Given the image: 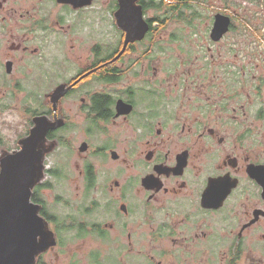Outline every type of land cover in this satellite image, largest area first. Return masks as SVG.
Returning <instances> with one entry per match:
<instances>
[{
  "label": "flooded vegetation",
  "instance_id": "flooded-vegetation-1",
  "mask_svg": "<svg viewBox=\"0 0 264 264\" xmlns=\"http://www.w3.org/2000/svg\"><path fill=\"white\" fill-rule=\"evenodd\" d=\"M131 4L137 38L120 0H0V112L26 101L0 159L39 118L57 124L32 196L56 244L35 264L73 243L91 247L68 264H264V55L225 45L234 18L215 8L208 25L209 0Z\"/></svg>",
  "mask_w": 264,
  "mask_h": 264
},
{
  "label": "water",
  "instance_id": "water-1",
  "mask_svg": "<svg viewBox=\"0 0 264 264\" xmlns=\"http://www.w3.org/2000/svg\"><path fill=\"white\" fill-rule=\"evenodd\" d=\"M116 13L122 25L135 29L134 38L147 29L141 9L133 8L131 0H120ZM231 18L219 15L213 36L219 38L228 31ZM57 91V90H56ZM59 97L58 91L53 98ZM56 123L36 120L32 134L20 140L18 151L9 152L0 159V264H35L37 255L56 244L46 219L40 214L41 206L32 200L33 189L43 174L44 141L49 128Z\"/></svg>",
  "mask_w": 264,
  "mask_h": 264
},
{
  "label": "rangeland",
  "instance_id": "rangeland-1",
  "mask_svg": "<svg viewBox=\"0 0 264 264\" xmlns=\"http://www.w3.org/2000/svg\"><path fill=\"white\" fill-rule=\"evenodd\" d=\"M209 4L210 10L208 11L207 17L208 25L210 14L213 10H215V8H219L220 11L226 14H230L234 18L236 32L231 31L229 33L228 41L225 45L239 43L250 49H257L256 52L258 55H264V48H262V46H258V42L255 41L254 36L252 34L248 42H240V37L238 35L241 32V29H248V27L243 24L244 20L246 19L247 21H249V24L252 26V28L264 27V6L257 5L252 0H209ZM199 30L201 32L202 28H199ZM243 33L248 36V33L251 32L245 31ZM22 105L25 106L26 101L22 104L21 100H17V110L14 114L7 110H3L0 112V143L2 147H9L12 145V141L10 139L14 134L16 135L17 144L18 139L24 133L25 127L22 125L23 114L20 108L22 107ZM74 142L76 143V140H74ZM66 172L68 174V178L66 180H70V177L78 174V168L76 167V164L73 162V169H66ZM42 177L43 175L40 178ZM80 185H82V182L79 183L78 180L76 182L71 181L70 183L68 181V187L70 188V190H68V192L70 193V195L68 196V204L72 203V195L78 192V187ZM83 192L84 190H82V195L80 197H83ZM93 198L94 196L90 191L89 201H91V199ZM66 210L69 209L67 208ZM89 247H91V244L73 243L68 246V248H65V252L59 255L52 253L50 255L51 260L49 256H47V259L52 263L56 264H68L71 262V255L73 253H78V257L86 259V254L84 253V251H87ZM73 257L74 258L71 263H73L74 261L81 262V260L78 259L76 255H73Z\"/></svg>",
  "mask_w": 264,
  "mask_h": 264
},
{
  "label": "trees",
  "instance_id": "trees-1",
  "mask_svg": "<svg viewBox=\"0 0 264 264\" xmlns=\"http://www.w3.org/2000/svg\"><path fill=\"white\" fill-rule=\"evenodd\" d=\"M255 4L264 6V0H252ZM33 198V197H32ZM36 198V197H35ZM37 200V199H36Z\"/></svg>",
  "mask_w": 264,
  "mask_h": 264
},
{
  "label": "bare ground",
  "instance_id": "bare-ground-1",
  "mask_svg": "<svg viewBox=\"0 0 264 264\" xmlns=\"http://www.w3.org/2000/svg\"><path fill=\"white\" fill-rule=\"evenodd\" d=\"M58 90H59V89H58ZM58 90H57V91H58ZM57 91H56V92H57Z\"/></svg>",
  "mask_w": 264,
  "mask_h": 264
}]
</instances>
